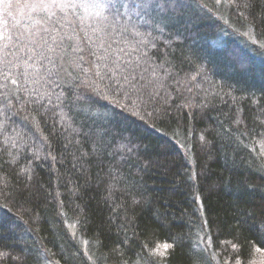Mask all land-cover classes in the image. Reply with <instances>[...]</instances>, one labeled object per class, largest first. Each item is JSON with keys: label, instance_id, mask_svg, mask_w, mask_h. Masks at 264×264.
<instances>
[{"label": "trees", "instance_id": "1", "mask_svg": "<svg viewBox=\"0 0 264 264\" xmlns=\"http://www.w3.org/2000/svg\"><path fill=\"white\" fill-rule=\"evenodd\" d=\"M160 2L77 9L50 62L0 75V264H264V0ZM114 59L146 111L96 76Z\"/></svg>", "mask_w": 264, "mask_h": 264}, {"label": "snow or ice", "instance_id": "2", "mask_svg": "<svg viewBox=\"0 0 264 264\" xmlns=\"http://www.w3.org/2000/svg\"><path fill=\"white\" fill-rule=\"evenodd\" d=\"M167 2L170 3L171 0H167ZM221 2L222 0H216L217 4ZM223 3L225 6H231L235 0H223ZM0 5L3 6L5 14H8L9 9L16 8L20 15V19H17L11 28L7 21L0 20V75H3L4 80H8L13 67L21 78H26L30 74V70L39 71L38 66L43 60L51 61V57L47 53L54 50L53 45L57 43L60 30L66 25L72 24L69 19L70 15H76L80 21L84 20V17L78 14L77 9H83L85 13L100 21H107L109 15L114 19L122 18L124 15L122 10L135 11L136 14H139L149 7H160L161 2L160 0H0ZM89 9L92 11L89 12ZM93 31L101 33L105 32L106 28H101L98 25ZM88 40L90 43L93 42L91 37H88ZM45 45H47V49L42 50L45 49ZM99 47L106 51L103 39H101ZM92 54L98 60L107 59L106 56ZM126 63L130 64L131 62ZM111 64L114 67L108 64L95 65L96 76L100 80H104L108 73H111L108 79L112 80L113 84L105 85V87L117 98V103L123 101L124 106L131 109L132 115L146 111L147 101L143 92L146 86L139 84L137 76L134 74L135 70L130 71L129 68H123L118 59L112 60ZM104 69H107V72ZM239 70L248 72L249 68L247 64L241 63ZM11 83L19 87L16 79H12ZM94 91H97L101 98H105V93L99 88V85L94 88ZM36 123L38 124V121ZM237 123H241V121L237 120ZM261 155H264V149H262ZM5 219V216L0 214V228L4 225ZM168 247L171 245L164 246L165 251ZM255 251L264 254V238H261Z\"/></svg>", "mask_w": 264, "mask_h": 264}, {"label": "rangeland", "instance_id": "3", "mask_svg": "<svg viewBox=\"0 0 264 264\" xmlns=\"http://www.w3.org/2000/svg\"><path fill=\"white\" fill-rule=\"evenodd\" d=\"M223 38H224V35L221 36V40L220 41H222ZM216 45H218V43Z\"/></svg>", "mask_w": 264, "mask_h": 264}]
</instances>
